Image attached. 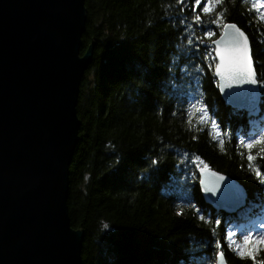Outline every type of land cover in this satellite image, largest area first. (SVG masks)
<instances>
[{
  "label": "trees",
  "instance_id": "trees-1",
  "mask_svg": "<svg viewBox=\"0 0 264 264\" xmlns=\"http://www.w3.org/2000/svg\"><path fill=\"white\" fill-rule=\"evenodd\" d=\"M85 9L80 53H93L79 90L67 203L71 227L84 233L82 264H216L219 253L227 264H264V246L252 260L227 245L231 224L264 215L263 143L245 146L264 136V90L258 116L229 107L214 78L212 47L226 23L237 24L264 84L259 4L85 0ZM205 164L244 189L237 212L204 203L198 168Z\"/></svg>",
  "mask_w": 264,
  "mask_h": 264
},
{
  "label": "water",
  "instance_id": "water-1",
  "mask_svg": "<svg viewBox=\"0 0 264 264\" xmlns=\"http://www.w3.org/2000/svg\"><path fill=\"white\" fill-rule=\"evenodd\" d=\"M227 24L244 33L256 78L247 35ZM85 25V0H0V264H82L84 233L71 227L67 203L79 90L92 63V47L80 54ZM225 30L212 41L216 64L225 45L214 41ZM214 77L232 109L258 107V84L221 88L216 67ZM241 92L246 100L233 95ZM225 178L215 195L199 189L207 206L229 214L243 207L245 191ZM220 254L216 264H227Z\"/></svg>",
  "mask_w": 264,
  "mask_h": 264
},
{
  "label": "snow or ice",
  "instance_id": "snow-or-ice-1",
  "mask_svg": "<svg viewBox=\"0 0 264 264\" xmlns=\"http://www.w3.org/2000/svg\"><path fill=\"white\" fill-rule=\"evenodd\" d=\"M200 3V0H197V4ZM204 12L210 11L209 7L203 8ZM264 19V17H261ZM225 32L221 37V41H214V43H223L225 47L223 49L217 48L216 53L219 56V63L216 64V75L220 78V87H232L235 85L243 84H257V79L253 76L252 64L249 59L247 41H242L244 36L243 32H240L238 29L236 31H228L227 29L235 28V25L227 24L224 25ZM206 35L211 36V32H207ZM240 97L242 100H246V95L241 93H234ZM264 143V136L260 137L259 140H254L247 143L245 146L248 149H252L254 144ZM252 155L248 156V160H253ZM153 164L159 163V161H152ZM200 179L199 183L203 186L204 191L211 192L214 195L221 188V184L225 181V176L221 175L219 172L212 171L207 164L199 169ZM226 188L231 189L232 185H226ZM226 196L230 193H225ZM193 207H195L193 205ZM203 219V217H201ZM219 223V221H217ZM105 228H108V225H104ZM232 233H229L231 236ZM243 244L238 245V254L240 256H253V253L256 251L255 248H252V245H261L264 246V236L257 239H253L250 235H246L243 238ZM223 256V253L220 254ZM254 258V257H253Z\"/></svg>",
  "mask_w": 264,
  "mask_h": 264
},
{
  "label": "rangeland",
  "instance_id": "rangeland-1",
  "mask_svg": "<svg viewBox=\"0 0 264 264\" xmlns=\"http://www.w3.org/2000/svg\"><path fill=\"white\" fill-rule=\"evenodd\" d=\"M254 1H256L259 4L261 13H264V0H254ZM258 88L260 89V91H263L264 90V84L259 83ZM200 112H201V109H198L197 113H200ZM201 114H202L201 119L207 125L208 130L211 133L215 134L217 131V126L215 125V122L211 118L209 119V116L206 112H202ZM251 114L253 116L258 115L259 114V107L256 108V110L254 112H252ZM263 120H264V118H263ZM263 125H264V122H263ZM261 132L264 133V126L261 128ZM262 148H264V143L262 144ZM200 168H198V170ZM198 177H199V175H198ZM233 197H235V195H233V196L228 195L227 199L233 198ZM244 224L245 225H243V223L241 225L238 223L237 224L233 223L228 227V229H227V245L240 258H250L252 260H256L255 257L258 255V250L262 247L261 245H252L251 247L256 249V251L253 253V256L245 255L243 257L238 254V245L243 244V242H244L243 238L246 235H250L253 239H257L259 237L264 236V215L261 216L260 219H258V220L250 219V222L246 221V222H244ZM247 227H248V232H245ZM229 233H232V235L229 236ZM237 234L242 235L241 241H237V239H236Z\"/></svg>",
  "mask_w": 264,
  "mask_h": 264
},
{
  "label": "bare ground",
  "instance_id": "bare-ground-1",
  "mask_svg": "<svg viewBox=\"0 0 264 264\" xmlns=\"http://www.w3.org/2000/svg\"><path fill=\"white\" fill-rule=\"evenodd\" d=\"M84 79V78H83Z\"/></svg>",
  "mask_w": 264,
  "mask_h": 264
}]
</instances>
